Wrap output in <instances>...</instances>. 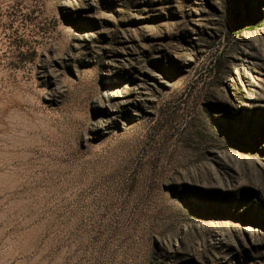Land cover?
Masks as SVG:
<instances>
[{"label":"rangeland","instance_id":"rangeland-1","mask_svg":"<svg viewBox=\"0 0 264 264\" xmlns=\"http://www.w3.org/2000/svg\"><path fill=\"white\" fill-rule=\"evenodd\" d=\"M0 264H264V0H0Z\"/></svg>","mask_w":264,"mask_h":264}]
</instances>
